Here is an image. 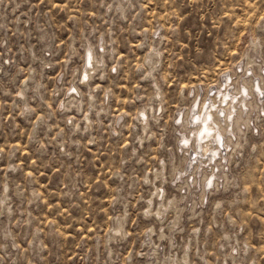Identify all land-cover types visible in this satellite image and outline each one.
I'll list each match as a JSON object with an SVG mask.
<instances>
[{"label":"rangeland","instance_id":"obj_1","mask_svg":"<svg viewBox=\"0 0 264 264\" xmlns=\"http://www.w3.org/2000/svg\"><path fill=\"white\" fill-rule=\"evenodd\" d=\"M224 73L264 78V0H0V264H264L262 83L224 157L178 148Z\"/></svg>","mask_w":264,"mask_h":264},{"label":"bare ground","instance_id":"obj_2","mask_svg":"<svg viewBox=\"0 0 264 264\" xmlns=\"http://www.w3.org/2000/svg\"><path fill=\"white\" fill-rule=\"evenodd\" d=\"M94 56L95 55H93V53L90 51L88 53V56H86L85 58L83 81L89 78L90 70L94 69L93 68ZM147 59L152 60L151 55L148 56ZM239 67L242 69V66L239 65ZM232 76L233 75L227 73L221 75L220 81L219 83H217L218 86H216L215 90H213L214 91L213 95L211 96L208 95L207 104L205 103L206 100H204V102L201 105L199 103L196 104V111L188 109L189 111L188 113L186 112L187 115L185 117L182 112L181 113L179 112L180 114V117H178L179 120L178 127L180 128L179 141H182V143L178 145V148L186 156V158L183 157L185 158L184 160H185L186 170L192 166L196 168L198 167L199 164H202L205 161L207 162L215 158H218V160H220L222 157H224L225 155L224 152L229 146L228 142L230 140V135L232 136L235 130L239 129V123L241 120H243L242 119L243 113H245V110L248 108V106L254 104V103H250L251 101H249L250 100L249 97L253 96L255 100L258 99L259 102L261 101L260 97H262V95L260 96L259 94L263 93V87H261L260 84L262 83V85L264 86V78H262V76L261 77L259 76L260 80L258 78L253 79L250 76H248L250 77L249 79H246L248 81H243V84L237 88H232L233 87ZM242 77L244 76L242 75ZM255 81H257L256 84L254 83ZM138 120L141 121L142 127L144 128L145 125H147V121H149L147 113H145L144 111L142 115L138 118ZM217 165H220V163ZM220 167L222 168V166ZM217 175L219 174L218 173L214 174L213 172V174L211 175L212 180H209L207 185H211L213 183L212 181L214 180V177H216ZM207 180H208V176H207ZM163 192L162 194H164ZM159 195L161 194L159 192L158 193L156 192V196L158 197ZM150 202L149 205L151 204ZM171 205H172L171 201L170 202L168 201V203L165 205L160 204L159 208L155 213L156 216L158 215V217L160 218L162 216L164 217L163 215L164 212H166V209L169 206L171 207ZM120 226L121 225L119 221H117L116 224L113 225L112 233L119 232L121 229Z\"/></svg>","mask_w":264,"mask_h":264}]
</instances>
